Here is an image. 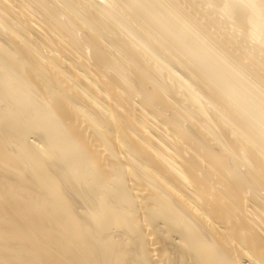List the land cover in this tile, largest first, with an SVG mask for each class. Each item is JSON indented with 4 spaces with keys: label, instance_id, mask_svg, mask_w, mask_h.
I'll return each instance as SVG.
<instances>
[{
    "label": "bare ground",
    "instance_id": "1",
    "mask_svg": "<svg viewBox=\"0 0 264 264\" xmlns=\"http://www.w3.org/2000/svg\"><path fill=\"white\" fill-rule=\"evenodd\" d=\"M0 264H264V0H0Z\"/></svg>",
    "mask_w": 264,
    "mask_h": 264
}]
</instances>
